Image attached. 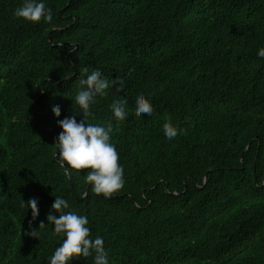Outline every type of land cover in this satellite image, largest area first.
I'll list each match as a JSON object with an SVG mask.
<instances>
[{
    "label": "trees",
    "instance_id": "obj_1",
    "mask_svg": "<svg viewBox=\"0 0 264 264\" xmlns=\"http://www.w3.org/2000/svg\"><path fill=\"white\" fill-rule=\"evenodd\" d=\"M45 2L53 20L31 23L13 15L22 0H0V264H48L57 195L104 236L108 264H264V0ZM85 68L109 81L87 122L111 124L125 169L107 198L55 155L57 120L83 118ZM141 89L153 112L137 116ZM33 197L36 219L20 207Z\"/></svg>",
    "mask_w": 264,
    "mask_h": 264
},
{
    "label": "clouds",
    "instance_id": "obj_2",
    "mask_svg": "<svg viewBox=\"0 0 264 264\" xmlns=\"http://www.w3.org/2000/svg\"><path fill=\"white\" fill-rule=\"evenodd\" d=\"M13 15L31 23L41 21L50 23L53 20L52 9L46 6L45 0H22ZM257 56L264 58V47L257 50ZM83 72L87 75L79 79V87L74 98V103L78 106L83 118L78 122L74 114L57 120L62 131L55 138L54 146L57 149L55 155L65 171L87 169L88 171L84 174L85 183L90 185L94 193L102 194L107 198L125 183L124 165L115 143L111 141V124L103 126L88 123L87 120L92 116L90 109L94 98L98 95H105V90L109 88V81L102 76L98 68L90 72L88 68H85ZM135 100L134 111L137 116L153 112L151 94L146 98L141 89L136 94ZM109 107L117 120L123 121L128 115L125 99H113ZM52 112L55 117L59 118L61 116L60 106L53 105ZM162 127L165 138L169 140L182 131L173 125L170 119ZM54 197L46 219L53 225L52 234L62 235L64 239L48 258V264H71L74 258L88 257L93 253L94 264H108L109 249L105 245L104 236L97 235L93 238L90 235L87 216L77 214L75 211H65L70 208L67 200L59 195ZM25 206L31 209L32 218L36 219L39 215L38 200L33 197L25 202L22 199L20 207ZM53 212L58 215H54ZM44 226L45 223L41 221L39 228ZM27 235L38 237L35 229Z\"/></svg>",
    "mask_w": 264,
    "mask_h": 264
}]
</instances>
